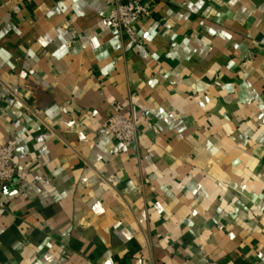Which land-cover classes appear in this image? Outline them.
Here are the masks:
<instances>
[{"label": "crops", "instance_id": "1", "mask_svg": "<svg viewBox=\"0 0 264 264\" xmlns=\"http://www.w3.org/2000/svg\"><path fill=\"white\" fill-rule=\"evenodd\" d=\"M116 1L0 0V264H264V0Z\"/></svg>", "mask_w": 264, "mask_h": 264}, {"label": "built area", "instance_id": "2", "mask_svg": "<svg viewBox=\"0 0 264 264\" xmlns=\"http://www.w3.org/2000/svg\"><path fill=\"white\" fill-rule=\"evenodd\" d=\"M149 14L150 6L141 0H117L104 22L132 42H138L137 23ZM114 110L105 123L106 129L124 145L134 143L138 138L137 123L123 115L119 105H114ZM18 170L15 146L12 143L0 142V184L12 182Z\"/></svg>", "mask_w": 264, "mask_h": 264}]
</instances>
